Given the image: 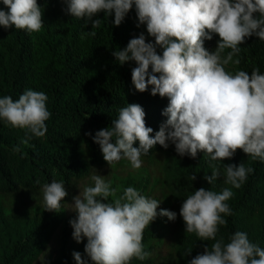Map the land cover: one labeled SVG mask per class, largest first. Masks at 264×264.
<instances>
[{"label": "clouds", "instance_id": "clouds-1", "mask_svg": "<svg viewBox=\"0 0 264 264\" xmlns=\"http://www.w3.org/2000/svg\"><path fill=\"white\" fill-rule=\"evenodd\" d=\"M61 2L67 5L65 11L72 17L86 18L85 24L91 21L92 28L100 26V19H92L100 12L105 16L114 14L113 24L120 26L134 6L137 26L146 24L148 35L154 38V43L146 42L141 33L112 55L121 65L135 62L131 82L137 92L143 93L151 86L152 96L168 99L162 112L167 120L153 136L141 105L132 103L120 108L111 126L97 131L93 137L110 167L124 159L133 169H139L142 155L157 144L167 149L169 143L180 156L196 158L198 152H203L211 161L222 162L240 149L253 160L264 162V74L258 68L251 74L226 70L230 63L240 64V59L234 57H238L239 46L247 37L255 35L264 41V0ZM2 3L7 8V11L0 9L3 28L14 26L32 33L43 27L37 0H2ZM213 34L220 39L210 52L204 42L212 40ZM83 35L95 36V32ZM157 47L163 50L162 55L157 53ZM47 99L44 92L32 89L25 90L16 100L11 96L0 98V119L26 130L21 144L32 136H45V121L51 116ZM137 141L139 147H134ZM12 150L20 152L21 148L17 145ZM209 166L211 175L204 177L209 184L223 175L224 183L236 189L254 172L243 163ZM90 179L94 186H85L73 197L74 203L68 204L76 213L69 221L73 239L77 243L86 239L84 253L92 264H130L133 258L147 259L150 253L142 243L144 230L158 215L175 221L177 213L167 209L158 213L161 201L141 195L131 186L109 202L108 198L117 191L111 181L106 182L95 173ZM191 179L194 181L196 175ZM41 191L44 209L59 213L61 202L68 195L65 184L52 180L42 185ZM232 196L227 187L220 193L201 187L183 201L179 215L185 223V232L195 233L201 241H215L188 264H264V248L250 242L247 233L235 232L228 243L223 237L216 238L219 226L227 224L223 217L232 215L226 203ZM72 256L75 264H88L80 252L74 251Z\"/></svg>", "mask_w": 264, "mask_h": 264}, {"label": "trees", "instance_id": "trees-1", "mask_svg": "<svg viewBox=\"0 0 264 264\" xmlns=\"http://www.w3.org/2000/svg\"><path fill=\"white\" fill-rule=\"evenodd\" d=\"M37 2L44 22L39 32L0 26V98L11 96L16 100L27 89L41 91L48 97L46 107L51 113L45 121V136H32L26 144H21L26 130L0 119V264H33L47 250L59 228L61 255L50 264H75L74 251L92 264L84 253L86 239L77 243L72 237L69 221L76 216L67 218L66 203L70 197L68 189L90 180L94 173L111 181L112 188L117 189L109 202L131 186L141 195L161 201L158 213L161 209L177 213L175 221L158 215L150 223L142 241L150 256L144 261L133 258L130 264H188L203 253L205 246L211 247L215 241H201L195 233L185 232L179 215L183 201L201 187L217 193L227 187L233 192L226 201L232 215L223 217L227 224L219 226L217 239L223 237L228 243L232 234L241 231L247 233L250 242L264 248V162L258 158L253 160L240 149L222 162L211 161L203 152H198L196 158L180 156L169 143L167 149L157 144L142 155L139 169H133L124 159L111 167L104 161L93 137L111 126L120 108L132 103L141 105L153 136L167 120L162 112L168 99L152 96L151 86L143 93L137 92L131 82L135 62L121 65L112 55L141 33L146 42L154 43L146 24L137 26L135 7L118 27L113 24L114 14L105 16L100 12L92 19H100L101 24L92 28L91 21L85 24L86 18L68 14L67 5L61 0ZM0 9L7 11L2 0ZM90 31L95 36L83 35ZM219 39L213 34L212 40H205L204 47L214 51ZM239 47L241 52L234 59L239 58L240 64L230 63L226 70L251 74L258 68L264 74V41L253 35ZM162 51L157 47L158 54L162 55ZM17 145L20 152L12 150ZM133 146L139 147V142ZM210 163H243L254 172L239 189L225 184L223 175L211 185L204 179L211 175ZM52 180L63 182L68 193L59 213L46 211L43 205L42 185Z\"/></svg>", "mask_w": 264, "mask_h": 264}, {"label": "rangeland", "instance_id": "rangeland-1", "mask_svg": "<svg viewBox=\"0 0 264 264\" xmlns=\"http://www.w3.org/2000/svg\"><path fill=\"white\" fill-rule=\"evenodd\" d=\"M91 185H94V182L90 179L88 181L79 182L75 186L68 189L70 195L69 200L66 203V215L68 219L76 216V213L69 209V205L74 203L73 197L79 195V192L82 191L85 186ZM61 234L62 228H59L53 234L47 250L33 264H50L51 262L57 260V258L61 255Z\"/></svg>", "mask_w": 264, "mask_h": 264}]
</instances>
